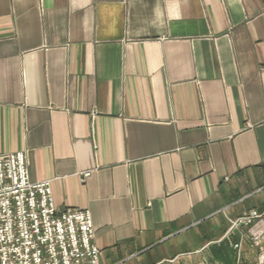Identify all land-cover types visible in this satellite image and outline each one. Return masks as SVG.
<instances>
[{
    "label": "crops",
    "instance_id": "1",
    "mask_svg": "<svg viewBox=\"0 0 264 264\" xmlns=\"http://www.w3.org/2000/svg\"><path fill=\"white\" fill-rule=\"evenodd\" d=\"M14 152L90 210L100 264H255L259 221L234 223L264 214V0H0Z\"/></svg>",
    "mask_w": 264,
    "mask_h": 264
},
{
    "label": "built area",
    "instance_id": "2",
    "mask_svg": "<svg viewBox=\"0 0 264 264\" xmlns=\"http://www.w3.org/2000/svg\"><path fill=\"white\" fill-rule=\"evenodd\" d=\"M257 221L260 227L252 228L250 239L263 261L264 214L252 211L237 220L234 228ZM100 257L90 210H59L51 181L30 178L25 152L1 154L0 264H100Z\"/></svg>",
    "mask_w": 264,
    "mask_h": 264
},
{
    "label": "rangeland",
    "instance_id": "3",
    "mask_svg": "<svg viewBox=\"0 0 264 264\" xmlns=\"http://www.w3.org/2000/svg\"><path fill=\"white\" fill-rule=\"evenodd\" d=\"M255 247H256V246H255ZM259 252H260V256H261V251H259ZM260 256H259L258 260H256L257 262H256L255 264H264V260L261 261V260H260Z\"/></svg>",
    "mask_w": 264,
    "mask_h": 264
}]
</instances>
